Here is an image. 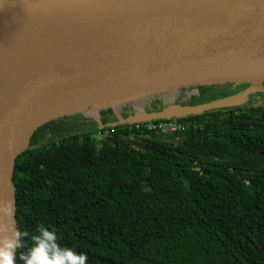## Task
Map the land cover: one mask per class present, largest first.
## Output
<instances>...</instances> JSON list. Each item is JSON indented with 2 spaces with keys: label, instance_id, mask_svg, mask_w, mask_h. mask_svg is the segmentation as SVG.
<instances>
[{
  "label": "trees",
  "instance_id": "obj_1",
  "mask_svg": "<svg viewBox=\"0 0 264 264\" xmlns=\"http://www.w3.org/2000/svg\"><path fill=\"white\" fill-rule=\"evenodd\" d=\"M230 84L238 98L253 86L181 87L191 94L175 101L228 98ZM243 102L108 135L43 124L14 164L19 230L43 225L88 264H264V103ZM166 121L180 128L163 132Z\"/></svg>",
  "mask_w": 264,
  "mask_h": 264
},
{
  "label": "water",
  "instance_id": "obj_2",
  "mask_svg": "<svg viewBox=\"0 0 264 264\" xmlns=\"http://www.w3.org/2000/svg\"><path fill=\"white\" fill-rule=\"evenodd\" d=\"M263 82L264 0H0V206L14 207L11 222L0 216V225L19 230L14 164L43 124L109 107L114 98ZM224 101L97 128L200 113Z\"/></svg>",
  "mask_w": 264,
  "mask_h": 264
},
{
  "label": "clouds",
  "instance_id": "obj_3",
  "mask_svg": "<svg viewBox=\"0 0 264 264\" xmlns=\"http://www.w3.org/2000/svg\"><path fill=\"white\" fill-rule=\"evenodd\" d=\"M13 212L10 201L0 206V216L9 222ZM26 240L30 241L27 245ZM18 249H24L19 256L22 264H88L85 253L61 245L56 232L43 225H38L31 235L11 223L0 225V264H16Z\"/></svg>",
  "mask_w": 264,
  "mask_h": 264
},
{
  "label": "rangeland",
  "instance_id": "obj_4",
  "mask_svg": "<svg viewBox=\"0 0 264 264\" xmlns=\"http://www.w3.org/2000/svg\"><path fill=\"white\" fill-rule=\"evenodd\" d=\"M249 83H244L246 85ZM239 85H233L230 84V90L229 92L232 93L230 94L231 96L226 98L224 103H239L242 102L243 100H249L250 102H243V103H257L261 104L264 103V82L261 84H254L253 86H250L247 90L248 95H246L244 98L243 97H237V96H232L233 94L237 93L236 89L238 88ZM251 88V89H250ZM250 90V91H249ZM196 91V89H194ZM191 93L188 92L187 89H172V90H166V91H161L157 94H151L148 96H131V97H120V98H114L111 99L109 104V108L114 110L116 114L120 115H128L131 112H134V114L137 113H149L155 111L153 107H157V102L158 104V109L157 110H163L167 108H172L174 106L180 105L178 101H175L177 99H183V101H187L188 96ZM128 101V102H126ZM129 103V104H127ZM184 104V103H182ZM104 109H108V107H105V105L98 106V108L94 109L93 107H87L85 111L84 109H77L72 112H69L67 114H64L61 116L63 120H68V121H73L75 119H81L85 120L86 118L93 117V122L91 124H95L96 126H99L100 122V111ZM82 124V123H81ZM86 126V124H85Z\"/></svg>",
  "mask_w": 264,
  "mask_h": 264
},
{
  "label": "flooded vegetation",
  "instance_id": "obj_5",
  "mask_svg": "<svg viewBox=\"0 0 264 264\" xmlns=\"http://www.w3.org/2000/svg\"><path fill=\"white\" fill-rule=\"evenodd\" d=\"M251 89V88H250ZM226 90V92H227V94H231L230 92H229V90H230V87H229V89H225ZM247 91V90H246ZM246 91H244L243 93H242V95H241V97H245L246 95H248V92H246ZM264 91V90H263ZM233 95H235V94H233ZM232 95V96H233ZM231 96V95H230ZM227 98V97H226ZM226 98H224V99H226ZM219 99H223V98H219ZM127 104H129V103H127ZM158 102H157V107H153V109H155V111L158 109ZM114 113H116L114 110H112L111 108H109V109H104V110H102L101 111V116H100V122H99V124L100 125H106V124H108V123H110V122H114V121H116L119 117H124V118H126V117H128V116H130V115H135L134 114V112H131L130 114H128L127 116L126 115H120V114H114ZM93 117H89V118H86L85 120H82L81 119V121H80V119L78 120L79 121V124L80 125H82L83 127H87V128H96L97 126L95 125V124H91V122H93ZM102 119H106V121L104 122V124L101 122V120ZM82 123V124H81ZM85 124H86V126H85Z\"/></svg>",
  "mask_w": 264,
  "mask_h": 264
},
{
  "label": "built area",
  "instance_id": "obj_6",
  "mask_svg": "<svg viewBox=\"0 0 264 264\" xmlns=\"http://www.w3.org/2000/svg\"><path fill=\"white\" fill-rule=\"evenodd\" d=\"M108 127L109 126H104V127H100V128L96 127L97 128V133L100 134V135H108L110 133ZM148 127L152 128V127H156V126L149 123ZM158 127L163 132H167V131H173V130H176V129L180 128V124H176V123H173V122H170V121H166V122H159L158 123Z\"/></svg>",
  "mask_w": 264,
  "mask_h": 264
}]
</instances>
